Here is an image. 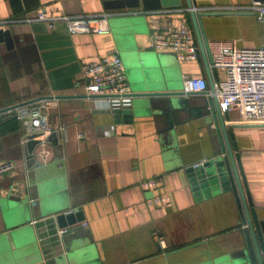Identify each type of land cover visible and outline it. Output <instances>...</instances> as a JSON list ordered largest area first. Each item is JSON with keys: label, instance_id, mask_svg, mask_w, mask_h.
Returning a JSON list of instances; mask_svg holds the SVG:
<instances>
[{"label": "crops", "instance_id": "crops-1", "mask_svg": "<svg viewBox=\"0 0 264 264\" xmlns=\"http://www.w3.org/2000/svg\"><path fill=\"white\" fill-rule=\"evenodd\" d=\"M107 1L0 0V21L42 10L51 15L114 13L109 34H72L63 22L52 28L43 22L0 25L10 30L13 41L12 47L0 41V164L17 165L0 175V264H238L236 253L246 241L234 193L196 200L185 174L221 148L208 114L210 89L190 96L197 100L191 109L172 112L163 98L133 97L147 83L183 91L184 76L208 81L200 48L197 61L181 62L174 53L151 46L146 12L162 11L168 22L187 21L193 27L186 0L181 7L149 10H107ZM193 2L211 45L264 44V22L242 10L255 0ZM115 52L132 88L126 111L132 117L116 118L113 110L119 107L86 93L83 67ZM218 73L223 79V70ZM41 99L55 102L46 111L45 126L52 129L47 160L38 156L41 144L29 140L27 127L10 113ZM229 117L230 125L264 124L246 123L238 112ZM233 132L231 143L241 155L253 207L264 222V128ZM155 177L161 179L157 187L141 185ZM163 195L168 200L160 206L147 203ZM76 207L85 220L61 230L55 216Z\"/></svg>", "mask_w": 264, "mask_h": 264}, {"label": "built area", "instance_id": "built-area-1", "mask_svg": "<svg viewBox=\"0 0 264 264\" xmlns=\"http://www.w3.org/2000/svg\"><path fill=\"white\" fill-rule=\"evenodd\" d=\"M253 12L264 22V3L254 2L250 7L242 9ZM151 31V46L153 50L174 53L178 60L197 61L199 46L196 42L192 25L184 21L180 24L168 22L161 14L164 12H146ZM114 13L83 14V15H51L47 11H39L35 16L18 18L17 22H43L50 28L58 22H63L72 34H109L110 18ZM13 21H0V25ZM212 67L222 69L224 78L215 83L216 95L223 113L238 112L246 123H264V44L259 48H239L230 43L210 44ZM86 82V93L92 96H104L114 107H123L129 102L132 94L125 65L118 53L105 56L86 64L82 70ZM209 84L205 77L184 76L183 92L188 95L207 93ZM54 101V100H53ZM48 99H41L33 104L16 107L12 111L28 130V139L38 141L42 148L38 156L47 160L48 151L46 139L52 129L47 123L46 111L55 105ZM13 161L0 164V175L15 170ZM155 177L141 182L144 188H155L160 183ZM168 200L166 195L154 197L147 203L160 206ZM162 247L165 241L158 237Z\"/></svg>", "mask_w": 264, "mask_h": 264}, {"label": "water", "instance_id": "water-1", "mask_svg": "<svg viewBox=\"0 0 264 264\" xmlns=\"http://www.w3.org/2000/svg\"><path fill=\"white\" fill-rule=\"evenodd\" d=\"M255 2L264 3V0H255ZM186 3L192 17L200 52L204 59L209 89L213 96L210 101V112L208 110V114L211 115L214 122L221 145V148L214 150L213 155L207 161L187 167L185 169L186 178L196 200L211 198L226 192L234 193L241 213V226L246 241V247L236 253L240 257L238 264H264V222L259 220L253 207L241 155L237 153L238 147L236 144L232 146L231 143V139H235L234 129L248 127L264 128V124L230 125L229 113H223L221 111L216 95L215 83L220 81V77L218 69L212 67L213 59L209 41L198 21L201 14L196 15L193 0H186ZM181 6V0H111L105 4L107 10L125 8L138 9L140 7L149 10L160 9L161 7ZM0 41H5L9 47L13 46L10 30H0ZM143 88V93H137L133 97L151 98V102H154L157 98H163L162 100L167 103L171 112L172 110L175 111L178 109H191L197 104V100L195 101L190 98L192 95L185 94L174 85L165 86L147 83L143 85ZM128 106H132V101L122 108H115L113 112L116 118L120 117L123 113L132 117V114L126 112L129 109ZM10 113L12 114L13 112L11 111ZM38 167H42V164H39ZM20 206H23L28 211L29 206L27 203H22ZM84 220L85 215L80 207H76L66 213H59L55 216V221L61 230H65ZM77 230L78 228L73 229V233ZM65 233L67 232L65 231ZM187 248L189 247L184 249Z\"/></svg>", "mask_w": 264, "mask_h": 264}]
</instances>
